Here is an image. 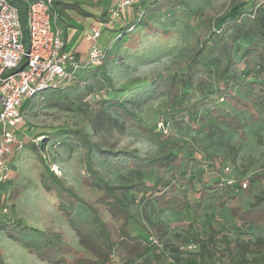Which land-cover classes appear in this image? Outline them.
Wrapping results in <instances>:
<instances>
[{
  "label": "rangeland",
  "instance_id": "1",
  "mask_svg": "<svg viewBox=\"0 0 264 264\" xmlns=\"http://www.w3.org/2000/svg\"><path fill=\"white\" fill-rule=\"evenodd\" d=\"M182 1L188 5L180 4L162 13L161 19L153 22L155 30L137 29L136 37L129 34L121 42L113 43L104 67L117 87H129L136 80L170 76L179 87L184 88L181 68H184L192 47L200 45L205 37L202 20L196 15L197 9L219 7L229 0ZM136 2L139 3V0ZM125 17L123 13L122 20L127 24L130 18ZM78 36L70 40L68 48L74 47ZM247 46V42L237 43L235 53L241 59ZM219 63L217 56L210 61L213 72L217 71ZM91 89L92 94L71 109L56 107L40 99L50 92L46 91L38 94L32 100L33 104L22 111L17 131L24 146L14 155L15 170L7 183L8 191L13 189L15 195L13 200L1 197L0 212L36 228L51 223L63 234L66 243L73 247L75 255L84 254L86 249L81 246L60 209L62 199L56 190L47 192L43 187V179L48 175L44 165L47 162L51 170L83 199L90 201L99 196L97 188L85 182L83 148L65 136L49 140V136L57 131L82 130L91 143L106 150H128L141 156H156L173 149L182 160L187 155L194 161L187 167L188 178L209 183L210 186L219 180L215 183L217 188L208 194L199 210L193 206L183 212L172 208L154 209L146 201L143 202L142 197H137L140 204H135L133 208L139 213L147 232L135 224L130 229L133 234L145 238L149 236L151 242L156 241L152 244L165 255L162 264H264V222L250 225L244 231L229 208H221L217 204L226 192L230 197L236 196L237 202L243 206L250 202L254 194L264 193V181H249L255 174H264V95H256L251 109L236 107L243 124L241 135L229 125L211 121L206 126H213L212 134L199 131L187 116L181 124H177L170 116L167 95L159 94L147 104L134 108L145 125L156 130L159 137L156 138L141 130L138 122L126 120L111 109L100 110L95 106L102 98L109 97L100 73L92 81ZM235 91L245 97L250 94L238 89ZM203 94L214 103H222L214 93L205 90ZM97 162L103 167L110 184L141 181L152 186L157 181H171L178 185L189 202L198 198L187 183L173 176L174 165L163 170L138 172L131 168L105 167L98 158ZM213 163H217L219 172L213 171ZM4 209L7 210L5 213ZM244 248L248 251L247 257L243 254ZM0 250L6 264H49L3 233H0ZM155 255L149 247L147 253L134 264H154Z\"/></svg>",
  "mask_w": 264,
  "mask_h": 264
},
{
  "label": "trees",
  "instance_id": "2",
  "mask_svg": "<svg viewBox=\"0 0 264 264\" xmlns=\"http://www.w3.org/2000/svg\"><path fill=\"white\" fill-rule=\"evenodd\" d=\"M9 1L20 12L24 42L28 44L29 4L34 0ZM135 3L130 7L136 10L135 15L126 22L127 24L121 20L114 28L103 31L102 36L104 32L108 35L104 45L107 52L104 63L99 67L88 66L82 69L58 88L47 90L50 92L40 99L56 107L71 109L92 94L91 83L100 73L109 97L102 98L95 106L100 110L111 109L126 120L138 122L141 130L151 137L159 138L156 130L145 125L135 114L134 108L147 104L162 93L167 95L170 116L178 122L177 124H181V120L187 116L199 131L212 134L213 126H206V123L211 121L229 125L243 135V124L236 107L251 109V102L256 100V95H264V0H229L219 7L197 9L196 15L202 20L205 37L200 45L192 47L184 68H181L184 88L179 87L170 76L136 80L133 85L121 88L114 84L104 67L113 43L121 42L129 34L136 37L137 29L155 30L153 22L160 20L162 13L173 10L180 4L188 5L182 0H155L141 3V6ZM68 6L69 3L55 0L53 9L55 11L59 7ZM101 19L99 22L109 21L108 8L101 15ZM241 41L248 43L242 59L235 53L237 43ZM215 56L220 58V63L217 71L213 72L209 63ZM237 89L250 94L245 97L235 91ZM205 90L218 95L222 103L212 102L203 94ZM37 96L24 101L22 111L31 106L32 100ZM63 136L75 140L83 148L85 182L97 188L100 194L90 201L83 199L51 170L47 162H44V165L48 175L43 179V187L47 192L57 191L62 199L60 209L87 253L75 255L73 247L66 243L63 234L51 223L36 228L23 220H12L0 212V233L49 264H134L147 253L149 247L156 254L153 263L162 264L165 255L152 244L149 236L145 238L140 234H133L130 229L131 225L135 224L147 232L139 213L133 208L135 204H140L137 197H142L143 202L146 201L154 209L172 208L183 212L193 206L199 210L208 194L217 188L215 183H219L217 180L210 186L209 183L188 178L187 167L194 161L187 155L182 160L173 149L156 156H141L128 150H106L91 143L82 130L71 129L54 132L49 136V140ZM13 158L9 159L11 172L15 170ZM97 158L105 167L131 168L138 172L163 170L174 165L173 176L187 183L198 198L192 203L189 202L178 185L171 181H157L152 186L141 181L132 184H110L103 167L97 164ZM212 167L214 172H219L217 163H213ZM249 181H264V174H255ZM3 186L4 200L6 196L7 200H13L15 191H8L9 188ZM217 204L221 208L228 207L232 217L244 231L250 225L264 222V193L254 194L250 202L243 206L237 202L236 196L230 197L226 192ZM243 254L245 257L248 255L245 248ZM0 264H6L1 250Z\"/></svg>",
  "mask_w": 264,
  "mask_h": 264
},
{
  "label": "built area",
  "instance_id": "3",
  "mask_svg": "<svg viewBox=\"0 0 264 264\" xmlns=\"http://www.w3.org/2000/svg\"><path fill=\"white\" fill-rule=\"evenodd\" d=\"M54 1L30 2L28 44H25L18 8L9 0H0V199L2 186L11 174L9 159L24 146L17 134L24 101L58 88L88 66H101L107 56L100 44L103 31L114 28L125 10L135 3V0H118L109 5V21L92 27L86 35L89 49L77 57L66 49L64 32L56 25L58 14L53 9Z\"/></svg>",
  "mask_w": 264,
  "mask_h": 264
},
{
  "label": "crops",
  "instance_id": "4",
  "mask_svg": "<svg viewBox=\"0 0 264 264\" xmlns=\"http://www.w3.org/2000/svg\"><path fill=\"white\" fill-rule=\"evenodd\" d=\"M64 3H69L68 7H59L55 10L58 14L56 25L60 27L64 32V40L66 43V49L73 51L77 57L84 55L89 49L90 43L86 40V35L90 32L92 27L101 21V15L104 14L105 10L109 5L116 3L118 0H62ZM155 0H139V3H149ZM135 3V4H136ZM65 8V9H64ZM125 18L128 19L134 17L135 9L129 8L125 10ZM105 17V16H104ZM130 18V19H131ZM80 33V35H79ZM106 33V32H105ZM104 33V34H105ZM104 34L100 39V44L103 46L108 40V35L104 38ZM79 35V36H78ZM78 36L76 44L72 49L68 48L70 40ZM17 134L20 136L19 131ZM1 138V129H0ZM6 188L7 185L4 184ZM3 186V187H4ZM4 198V193L3 197ZM3 200V199H1Z\"/></svg>",
  "mask_w": 264,
  "mask_h": 264
}]
</instances>
